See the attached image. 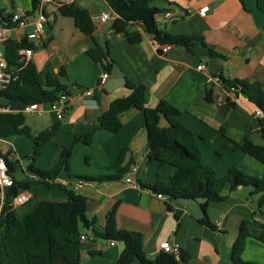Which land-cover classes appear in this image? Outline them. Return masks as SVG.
<instances>
[{
	"label": "crops",
	"instance_id": "0c3cea01",
	"mask_svg": "<svg viewBox=\"0 0 264 264\" xmlns=\"http://www.w3.org/2000/svg\"><path fill=\"white\" fill-rule=\"evenodd\" d=\"M243 1L244 7L239 0H153L158 9L178 15V19L169 21L160 14L157 17L160 30L171 35L200 36L220 56L214 58L207 55L200 41L195 42L191 51L181 46H169L163 52L165 45H159L148 35H143L139 43L131 44L123 35L112 32L113 20L94 24L91 36H87L75 28L70 18L45 6L44 11L51 13L53 21L42 30L41 41L34 45L30 62L40 72L41 79L44 80L47 74L58 76L60 84L68 88L69 96L68 108L62 119H57L46 106L41 107L42 113L37 116L48 128L58 123L59 128L73 138V143L75 136L93 133L91 144H74L92 147L100 141L102 163L109 165L122 148H127L125 162L131 159L138 166L134 175L137 184L154 185L157 180L167 182L175 172L173 167H159L156 162H147L142 111L131 108L122 113L119 116L122 128L115 134L99 130L98 117L110 103L131 93L127 84L133 88L143 86L147 93V107L154 108L160 101H166L178 110L177 120L194 134L202 164L211 167L218 178L234 167L264 179V165L237 146L248 138L254 145L264 147V134L254 115L257 108L242 96L236 97L213 83L217 75L224 79H244L260 84L264 94V14L258 10L257 0ZM8 5L10 11L5 10V13L9 15L16 8L31 9L30 0H8ZM76 5L89 15L111 11L106 0H78ZM203 6H208L209 10L201 15L198 10ZM3 25L0 22V26ZM128 29L141 31L137 26ZM30 30V27L17 30L13 36L23 38ZM93 40L107 48L113 63L106 83L111 79H116V83L108 91L104 86H98L99 79L106 73L103 64L86 55L93 47ZM201 63L205 68L198 70ZM60 72L63 76L59 75ZM212 86L213 101L207 102L205 91ZM87 90L92 94L86 95ZM0 104L5 105V102L0 101ZM7 108L14 113H23L24 109L16 104ZM34 115L29 116L26 125L31 132L37 133L40 130ZM160 124L165 125L164 119ZM4 142L6 147L2 146ZM58 147L63 145H57L55 149ZM8 151L12 152L11 158L18 161L12 144L0 140V152ZM89 159L84 157L88 165ZM108 165L100 169L106 170ZM25 169L19 162L14 178L23 181L26 177H33ZM55 182L64 186L74 184L65 173ZM47 189H57L63 196L41 198L28 193L40 200H66L64 191ZM77 193L94 201L88 213L96 218L91 229L97 234L103 232L110 210L117 205V228L140 233L149 259L158 254L159 244L167 241L179 253H189L190 259L186 264H232L231 248L244 221L249 237L242 260L264 263V243L257 240L264 232V226L255 220L264 208L258 211L259 196L251 195L250 187L230 190L227 185L223 188L221 195L224 200L208 207L207 215L213 228L198 223L202 215L199 201L160 200L150 190L125 185L123 181L87 184ZM80 232L87 236L80 246L81 264L116 262L123 249L122 243V246L116 242L111 246L110 242L94 236L91 230L80 229Z\"/></svg>",
	"mask_w": 264,
	"mask_h": 264
},
{
	"label": "trees",
	"instance_id": "16d2710c",
	"mask_svg": "<svg viewBox=\"0 0 264 264\" xmlns=\"http://www.w3.org/2000/svg\"><path fill=\"white\" fill-rule=\"evenodd\" d=\"M239 2L244 7V1ZM106 3L116 15L111 23L112 32L123 35L131 44L139 43L143 35H148L159 45L181 46L191 51L195 42L200 41L209 57H220L200 36L171 35L160 30L157 17L165 11L155 7L153 0H106ZM30 4L29 12L33 13L38 0H30ZM257 8L264 14V0H257ZM58 12L61 16L70 18L81 33L91 36L94 24L87 11L76 4H71L59 8ZM8 18L9 14L5 13V9L0 8V22L5 24ZM131 26H137L141 31H130L128 28ZM24 47L33 48L34 45L23 39L21 43L11 40L4 47L9 67L12 70L17 69L18 74L16 81L0 88V101L5 102L4 106L15 103L23 107L30 104L44 105L53 103L60 95L68 98V88L60 84L58 76L47 74L43 80L40 72L30 61L24 66L17 63V51ZM86 55L92 61L102 63L106 73L111 72L113 63L106 47L99 46L93 40V47ZM59 75L63 76V73L60 72ZM215 77L218 78L222 90L232 92L236 97L242 96L264 115V94L260 84L237 78L224 79L220 75ZM127 87L131 93L113 100L108 109L98 117L99 130L115 134L122 128L119 120L122 113L131 108L142 111L147 162H156L159 167L171 166L175 170L167 182L157 180L154 185L139 182L140 188L161 194L169 201H199L202 215L198 223L209 228L213 226L208 219V207L211 203L224 200L221 192L227 185L230 190L250 187L251 195L259 196L258 211L264 208V179L245 174L234 167H231L222 178H218L211 167L202 164L194 134L177 120L178 110L166 101H160L156 107L149 108L147 93L143 86L133 88L127 84ZM213 91V86L206 89L207 102L213 101ZM226 100L230 102L229 98ZM231 104L234 105L233 102ZM162 119L165 121L164 126L160 124ZM258 127L264 134V117L258 118ZM58 128L59 124L56 123L33 133L25 124L23 113H0V140L22 137L33 143L32 156L29 157L31 162L25 169L33 177H26L23 181H18L13 176L19 162L11 158L12 152H0L13 181L12 186L3 191L2 197L0 193V264H81L80 229L91 230L94 236L108 242L123 244V249L114 264H186L190 256L184 251H180L178 259L174 254L162 250L153 259H149L144 251L143 236L140 233L117 228L115 222L117 205L110 210L102 233L97 234L91 229L96 218L90 216L86 209L87 198L74 192L70 188L72 184L64 186L55 182L56 179L65 173L74 184L83 186L91 183L119 182L123 181L134 163L131 159L125 162L127 148H122L105 168L109 174L77 175L69 167L73 150L70 146L58 147L49 168L40 170L34 166L35 159L40 156L45 144L53 138ZM92 139L93 133H87L75 136L74 143L89 145ZM237 146L243 153L264 165V147L254 145L248 138H244ZM36 185L58 188L65 192L66 200L47 201L31 196L24 205L12 207V201L16 196L30 192ZM167 209L172 212L169 205ZM258 213L264 215L262 211ZM9 217L11 218L8 219ZM248 237L246 223L243 221L231 248L232 264H258L242 260ZM257 240L264 243V232L259 234Z\"/></svg>",
	"mask_w": 264,
	"mask_h": 264
},
{
	"label": "built area",
	"instance_id": "2783aa9c",
	"mask_svg": "<svg viewBox=\"0 0 264 264\" xmlns=\"http://www.w3.org/2000/svg\"><path fill=\"white\" fill-rule=\"evenodd\" d=\"M78 0H38L37 8L33 13L26 11L22 8H16L12 13H10L7 22L0 26V88H4L12 82L16 81L18 78L17 69L12 70L7 62L4 47L6 43L13 40L17 43H21L23 39L27 42L32 43L33 45L40 43L41 41V32L44 29L45 25L53 21L52 15L50 12H45L44 7L48 6L54 11H58L59 8L76 4ZM209 10L208 6H203L198 10V13L204 15ZM116 15L112 11H102L99 13H93L90 15V20L93 24H104L110 20H113ZM161 17L168 19L169 21H174L178 19V15L172 11H165L161 13ZM30 27V31L23 38H15L13 32L17 30H25ZM169 48V45L162 47V51L166 52ZM33 55V48L24 47L17 51V63L21 66L26 65ZM205 65L201 63L197 69L203 70ZM21 67L18 69L20 70ZM108 74L104 73L98 81V86L103 87L106 81L108 80ZM213 83L219 86V80L217 77L213 78ZM86 95H91L92 91H85ZM51 111L56 115L57 119H62L67 108H68V98L64 95H60L59 98L53 103L49 104ZM42 105L30 104L24 106L23 113L26 115H40ZM9 112L8 108L0 104V113ZM255 117L263 118L264 115L256 110L254 113ZM138 166L134 163L126 176L123 179V183L129 186H135L139 188L134 180V175L137 173ZM13 184L12 178L8 173L7 166L4 159L0 156V193L1 197L3 196V191L11 187ZM82 184H73L71 189L77 193L79 188H82ZM157 199L165 200L166 197L161 194H155ZM31 198L28 192H23L16 196L12 201V207L17 208L24 205ZM255 220L261 224H264V215L258 214L255 216ZM87 236L81 235L80 241H86ZM110 245H114V242H110ZM159 249L165 253L174 254L178 259L179 252L176 251L167 241L159 244Z\"/></svg>",
	"mask_w": 264,
	"mask_h": 264
},
{
	"label": "rangeland",
	"instance_id": "374dc122",
	"mask_svg": "<svg viewBox=\"0 0 264 264\" xmlns=\"http://www.w3.org/2000/svg\"><path fill=\"white\" fill-rule=\"evenodd\" d=\"M0 8H4L7 12H9L10 7L8 5V0H0ZM15 104L23 107V105L19 103L18 104L15 103ZM42 106L50 107L49 104H44ZM29 116L30 115H26L25 124H27ZM33 117H34L33 119H35V121L37 122L38 129L40 131L48 128L46 127V125L43 124V119L37 116V114L34 115ZM6 141L12 144L15 150L14 152L18 154V161L21 163V165L24 168H27V166L31 162L29 157L32 156L33 143L29 139L22 137H13ZM5 143L6 142H4L2 146H5ZM60 144H62L63 147L65 148L72 146L73 150L71 153L69 166L72 172H74L75 174L81 176H95L99 174H109V172H107L106 170L100 169L101 166L108 165V163H102V156L100 150L102 143L100 141L96 142L95 145H93L92 147L84 146L82 144H74L73 138L67 136L65 130L60 128L56 133L55 137L53 138V140L44 146L40 156L35 159L34 166L40 170H47L54 160L55 150H56L55 148L57 145ZM85 156L90 158L89 165L87 164L88 161L86 160L84 161ZM18 172L16 175L19 174ZM30 193L41 198H52L59 195L63 196L62 193L59 192L57 189L56 190L47 189L40 185L33 186L31 188ZM89 245L91 244H88L87 246ZM117 245L122 246V244L120 243Z\"/></svg>",
	"mask_w": 264,
	"mask_h": 264
},
{
	"label": "water",
	"instance_id": "95a60500",
	"mask_svg": "<svg viewBox=\"0 0 264 264\" xmlns=\"http://www.w3.org/2000/svg\"><path fill=\"white\" fill-rule=\"evenodd\" d=\"M116 83V79H111V80H109L105 85H104V89L105 90H109L114 84ZM94 201H92V200H89V199H87L86 200V209H87V211H91L92 210V203H93Z\"/></svg>",
	"mask_w": 264,
	"mask_h": 264
}]
</instances>
